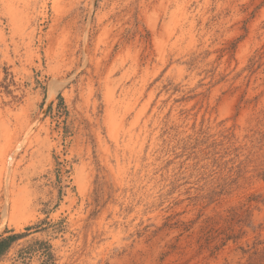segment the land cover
Instances as JSON below:
<instances>
[{"label": "rangeland", "instance_id": "rangeland-1", "mask_svg": "<svg viewBox=\"0 0 264 264\" xmlns=\"http://www.w3.org/2000/svg\"><path fill=\"white\" fill-rule=\"evenodd\" d=\"M3 238L0 264H264V0H0Z\"/></svg>", "mask_w": 264, "mask_h": 264}, {"label": "bare ground", "instance_id": "bare-ground-1", "mask_svg": "<svg viewBox=\"0 0 264 264\" xmlns=\"http://www.w3.org/2000/svg\"><path fill=\"white\" fill-rule=\"evenodd\" d=\"M21 144H22V143H17V144L14 146L12 152L9 153V154H7L8 163H10L11 160H13V155H14V153H15L16 151H18V150L20 149ZM10 151H11V150H10ZM6 163H7V160H6ZM10 164H11V163H10ZM8 165H9V164H8ZM7 170H8V169H7ZM5 171H6V168L4 169V172H5Z\"/></svg>", "mask_w": 264, "mask_h": 264}, {"label": "trees", "instance_id": "trees-1", "mask_svg": "<svg viewBox=\"0 0 264 264\" xmlns=\"http://www.w3.org/2000/svg\"><path fill=\"white\" fill-rule=\"evenodd\" d=\"M7 243H8V239H5V238L0 239V255L2 254L5 246H7Z\"/></svg>", "mask_w": 264, "mask_h": 264}]
</instances>
